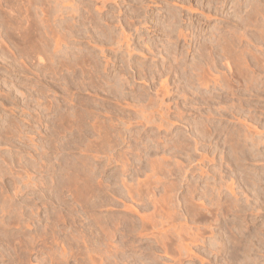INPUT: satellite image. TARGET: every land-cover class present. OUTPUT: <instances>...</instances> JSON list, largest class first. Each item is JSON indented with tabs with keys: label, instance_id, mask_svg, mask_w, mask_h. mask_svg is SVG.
Segmentation results:
<instances>
[{
	"label": "rangeland",
	"instance_id": "rangeland-1",
	"mask_svg": "<svg viewBox=\"0 0 264 264\" xmlns=\"http://www.w3.org/2000/svg\"><path fill=\"white\" fill-rule=\"evenodd\" d=\"M0 264H264V0H0Z\"/></svg>",
	"mask_w": 264,
	"mask_h": 264
},
{
	"label": "bare ground",
	"instance_id": "bare-ground-1",
	"mask_svg": "<svg viewBox=\"0 0 264 264\" xmlns=\"http://www.w3.org/2000/svg\"><path fill=\"white\" fill-rule=\"evenodd\" d=\"M254 11H255V10H254ZM254 11H253V12H254ZM140 13H141V12H140ZM144 13H145V12H144ZM253 14H254V13H253ZM141 15H142V14H141ZM254 15H257V14H254ZM254 15H253V16H254ZM139 16H140V15H139ZM142 16H143V15H142ZM142 16H141V17H142ZM147 17H148V16H147ZM172 17H173V16H172ZM257 17H259V16H257ZM254 18H255V17H254ZM155 19H156V18H155ZM251 19H253V18H251ZM255 19H256V18H255ZM171 20H172V19H171ZM173 20H174V19H173ZM259 20H261V19H259ZM159 21L161 22V20H159ZM249 21H250V20H249ZM254 21H255V20H254ZM256 21H257V20H256ZM174 22H175V21H174ZM250 22L253 23V21H250ZM258 22H259V21H258ZM260 22H261V21H260ZM260 22H259V24L261 25ZM167 23H168V22H167ZM170 23H171V22H170ZM246 23H247V22H246ZM252 23H251V24H252ZM171 24H172V23H171ZM171 24H170V25H171ZM255 24H256V23H255ZM159 25H160V24H159ZM161 25H162V24H161ZM173 25H174V24H173ZM253 25H254V23H253ZM253 25H251V26H253ZM256 25H258V24H256ZM162 26H163V25H162ZM168 27H169V26H168ZM175 27H176V26H175ZM255 27H256V26H255ZM258 27H259V26H258ZM258 27H256V29H257ZM261 27H262V26H261ZM165 28H166V27H165ZM165 28H164V30H165ZM248 28H249V27H248ZM259 28H260V27H259ZM259 28H258V29H259ZM174 29H175V28H174ZM177 29H179V28H177ZM262 29H263V28H262ZM172 30H173V29H172ZM260 30H261V28H260L259 30H256V31L259 32ZM165 31H166V30H165ZM175 31H177V30L175 29ZM170 32H171V30H170ZM178 32L180 33L179 30H178ZM258 32H256V33H258ZM166 33H167V32H166ZM181 33H182V32H181ZM183 33H184V32H183ZM259 33H260V32H259ZM169 34H170V33H169ZM260 34H261V33H260ZM177 35H179V34H177ZM185 35H186V34H185ZM262 35H263V34H262ZM255 36H256V35H255ZM259 36L262 37L261 35H259ZM107 66H108V65H107ZM120 77H121V76H120ZM121 78H122V77H121ZM123 82H124V81H123ZM121 83H122V82H121ZM122 84H123V83H122ZM257 193H258V192H257Z\"/></svg>",
	"mask_w": 264,
	"mask_h": 264
}]
</instances>
